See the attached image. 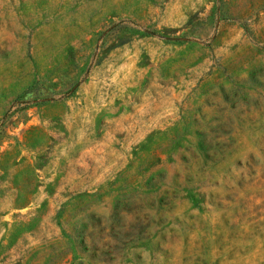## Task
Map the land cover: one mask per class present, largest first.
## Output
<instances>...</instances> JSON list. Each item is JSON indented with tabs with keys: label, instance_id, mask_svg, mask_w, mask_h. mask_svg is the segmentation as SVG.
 I'll return each mask as SVG.
<instances>
[{
	"label": "rangeland",
	"instance_id": "374dc122",
	"mask_svg": "<svg viewBox=\"0 0 264 264\" xmlns=\"http://www.w3.org/2000/svg\"><path fill=\"white\" fill-rule=\"evenodd\" d=\"M0 264H264V0H0Z\"/></svg>",
	"mask_w": 264,
	"mask_h": 264
}]
</instances>
